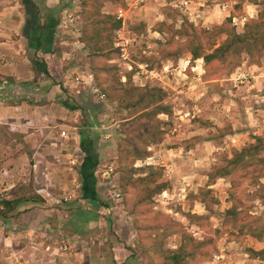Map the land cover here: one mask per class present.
I'll list each match as a JSON object with an SVG mask.
<instances>
[{"label": "rangeland", "instance_id": "1", "mask_svg": "<svg viewBox=\"0 0 264 264\" xmlns=\"http://www.w3.org/2000/svg\"><path fill=\"white\" fill-rule=\"evenodd\" d=\"M126 1L33 0L42 15L46 8H59L58 42L50 62L51 72L60 71L59 62L65 56L63 60L72 68L71 78L79 77V73L91 77L85 89L81 77L75 80L81 90L77 96L66 89L53 102L65 99L88 107L96 104V78L98 85L103 84L97 91L105 94L102 123L96 126L93 118L91 131L95 147L97 144L103 150L98 160L113 163L117 173L115 179L110 176L109 183L108 174L100 172L104 181L100 185V193L104 194L101 200L108 204L104 209L116 211L115 224L126 232L123 238L130 236L136 254L153 264H161L168 251L180 247L184 254L177 264H264V259L247 251L264 248V176L257 177L259 170L253 167L236 169L226 178L208 176L231 158L234 150L264 134V55L255 61L250 49L249 54L241 52L206 65L202 59L192 60L189 53L196 46L207 53L220 45L226 38L225 32H218L220 28L242 33L248 19L256 20L264 14V0H197V16L173 10L170 0L149 2L144 11L132 15L129 23L139 37L133 62L159 72L155 79L143 80V85L141 69L136 64L128 69L113 45L114 31L119 26L114 12ZM222 3L228 4L229 13L221 10ZM20 4L23 28L26 17L21 0ZM243 17L245 20L240 21ZM56 80L60 82L58 76ZM37 81L38 100L44 103L48 85L40 77ZM144 86L164 92L162 102L169 106L170 114L141 115ZM5 87L2 95L9 97L7 102L26 99L22 90L17 92L8 84ZM52 113L61 116L56 109ZM80 114L68 110V119L62 116L67 124L58 121L50 127L38 125L48 134L36 139V148L46 151L37 155L34 167L35 160L21 158L19 152L14 154L18 160L15 169L0 166V193L29 199L21 202L16 214L28 210L26 206L96 210V203L64 200L79 194L82 154L76 127L90 120L82 119ZM24 150L29 158L31 150ZM146 151L149 157L144 156ZM260 154L264 156V150ZM39 156L48 161V168L40 167ZM172 161L184 167L181 172L176 169L177 179L171 184L165 180L156 183L168 175L160 163ZM46 170L48 176L42 173ZM179 173L190 179L185 181ZM160 185L173 196L167 191L163 195ZM44 188L51 193L46 194ZM11 222L0 225V264H16L14 256L20 247L24 257L29 251L28 243L19 242L14 251L18 239L13 236ZM66 231L52 237L61 241L64 252L71 248ZM214 255L221 257L213 263Z\"/></svg>", "mask_w": 264, "mask_h": 264}, {"label": "crops", "instance_id": "2", "mask_svg": "<svg viewBox=\"0 0 264 264\" xmlns=\"http://www.w3.org/2000/svg\"><path fill=\"white\" fill-rule=\"evenodd\" d=\"M21 16L22 10L20 0H0V155L2 156L0 157V166L9 169L16 168L18 160L14 157V154L18 152L19 154L21 153V158L26 156L28 161H30L31 158L34 159L35 161L32 167L35 166L37 155H40V153H43L45 150V148H36V139L38 137L46 138L43 135L48 134L47 130L40 128L38 125L44 124L45 127H50L53 122L56 123L60 121L59 123H68V120H62V116L68 119V109L62 106V102L67 101L62 99L56 103L53 102L56 95L59 96L63 92L60 88V84L65 90L68 89L77 96V94L81 93L80 85L75 84L79 77L82 78L83 83H86L84 86L81 84L84 89L87 88V83H91V77H82L79 75L80 73L78 74L79 77L75 79L71 78L70 71H72V68L63 60L65 56L61 57L62 60H60V62L59 59L56 58L62 67L60 71L55 73L56 75L53 74L50 69V62L51 59L55 57V48H53L50 53L40 56L47 64L52 79L36 71L30 60L33 56L32 54L30 56L27 50V40L22 36ZM108 61L109 60H107V62ZM139 66L144 68L145 64H139ZM144 70L149 72V74L141 79L142 83L140 85H143V80H153L159 74V72L157 73L153 69L144 68ZM150 71H153L152 73H155L156 76L153 77ZM57 76L60 82L56 80ZM38 77L43 80L44 84L48 85L45 88L44 103L38 100V97H40L37 85ZM53 78L55 81L49 83ZM7 79H11L12 83H7ZM21 83H23V85ZM5 84L11 86L13 90L16 88L17 92L22 90L23 93L27 94L26 99L18 102H7L6 100H8L9 97H5L4 94L2 95L5 89H7ZM99 85L96 78V114L94 112H92V115L90 112L87 114V111H83L82 114L81 111L77 109V111L81 113V118L85 117V119L87 118L89 120L91 116L96 117V126L102 123V113L98 112V104L106 103L104 100L105 94L103 92L98 94L97 92L100 90V87H103V84ZM54 109H56L61 116L57 117L53 114L52 112ZM75 115H77V112H75ZM76 128H78V135V132L82 130L83 127L79 126ZM90 134L92 135V132H90ZM97 138L98 135L96 134V139ZM20 139L23 142H21ZM22 147H25L26 150L28 149V152L29 149L31 150L32 155L29 156V158L27 154H25V148L22 149ZM95 149L99 159L100 153H102L103 150H100L97 144ZM147 157H149V155H147ZM4 158H6V161H4ZM38 162L41 164L40 167L42 166L44 169L48 168V161H45L43 156L38 157ZM160 164L161 167L164 168V171L168 172V175L164 174L162 179L157 180L156 183L165 180L169 181V184H171L172 180L177 179L175 173L176 169H179L181 172L184 168L179 161H172L170 163L161 162ZM153 167L155 168L156 166ZM95 168L96 193L98 198L101 199L104 194L102 191L100 193V190L103 189L100 185H102L104 181L99 177L100 172L104 171L103 174H108L109 183H111V178L115 179L117 173L114 171V164L104 160H98ZM42 173L48 176L47 170ZM177 175L185 179V181L190 179L180 173ZM79 180V194H72L71 196L65 197L64 200L71 201L77 198L78 201L89 204L88 202L91 198L87 197V200L83 199L85 194L81 189V177H79ZM166 191L167 194L173 196L170 194L171 192L169 189L162 191V194ZM44 192L46 194L51 193L48 191V188H44ZM42 196L45 197L44 194H42ZM71 204L72 206L75 205V203ZM26 208L28 210L18 213L16 216L9 219L12 220V225L10 227L13 229V236L18 239L14 242V251L17 249L15 245H17L18 242L22 244L26 243V246L27 243L29 245V260L27 259L28 254L24 257V250H21L20 247L19 252H16V256H14L16 264H147V259L139 257V255L136 254L133 243H129L132 238L130 236L127 237V239L123 238V233H126L124 231L125 229L121 226L117 228L114 217L116 211L111 210L109 207L108 212L103 215L110 220L108 224L104 223V219L101 218L100 220V217L98 219L88 220L87 222L75 219L78 214L73 213L72 210L69 211V207H66L65 210L44 207L30 208V206H26ZM69 212H71L72 215H69ZM59 217L61 220L58 221ZM7 223L8 221L2 222L0 225L3 227ZM64 230H67L66 232L69 238L67 242L71 244V248L68 252L63 251L61 241L59 242L52 238L55 234L61 233ZM128 230L130 233L133 232L131 228H128ZM37 236L41 238H37ZM4 239L6 238L4 237Z\"/></svg>", "mask_w": 264, "mask_h": 264}, {"label": "trees", "instance_id": "3", "mask_svg": "<svg viewBox=\"0 0 264 264\" xmlns=\"http://www.w3.org/2000/svg\"><path fill=\"white\" fill-rule=\"evenodd\" d=\"M24 8L25 23L22 28V36L27 40V50L31 57V62L39 73H43L45 76L51 78V74L48 70L47 64L44 59L40 56L46 55L55 48L58 39L56 38V27L58 26L59 19V8H46L43 15L40 12L39 7L33 0H21ZM118 26L116 22L115 28ZM242 33H236L232 29H219L218 32L223 31L226 33V38L217 47L213 48L210 52H202L197 46L194 49L189 50L191 59H202L204 64L208 65L212 61H224L229 56H238L241 52L248 53L250 49H253V56L255 61H257L260 55H264V14H259L257 19H248L244 24ZM249 54V53H248ZM52 82H54L52 80ZM7 83H12L11 79H7ZM23 85V83H21ZM60 88L63 92L66 90L60 84ZM164 92L156 87L144 86L142 88V93L140 94V102H145V106L142 108L144 111L141 115L150 114H170L171 111L168 105L163 104V94ZM89 98V97H88ZM87 98V99H88ZM89 101V99H88ZM154 101V102H153ZM87 103V102H86ZM94 103V102H93ZM104 104V103H103ZM103 104H98V112L102 113ZM139 104V103H138ZM105 105V104H104ZM142 105V104H141ZM62 106L68 110L79 109L83 114V111L96 114V104L85 105H74L68 102H62ZM89 113V114H90ZM144 113V114H143ZM84 116V115H83ZM83 117L82 119H84ZM91 116L89 122H84L83 129L78 132L77 144L79 151L82 154V162L79 166V175L82 179L81 189L85 194V198L89 199V204L94 205L96 203L97 207L100 208L93 210L91 208H80L73 213H77L75 219L83 220L87 222L92 219H104V223L108 224L109 219L105 218L103 215L108 212L104 209L108 206L106 202L99 199L96 193V178H95V167L98 161V155L96 153L94 139L95 136L90 130L94 123ZM88 119H86L87 121ZM152 120V118H150ZM162 123V122H161ZM92 132V135L90 134ZM264 150V134L261 136H254V142L242 147L239 150H234L232 157L225 160L223 165L218 166L214 171L208 176L210 178H221L228 177L233 171L240 168L253 167L259 170L258 176H264V156L260 153ZM147 151L144 156H147ZM83 187V188H82ZM164 185L159 186V191L163 190ZM88 197V198H87ZM29 200L28 198H18L11 197L8 192L0 193V221L6 222L10 218L16 216L17 209H19L21 202ZM96 201V202H95ZM102 206V207H101ZM16 211V212H15ZM26 211V210H25ZM254 256H258L259 259H264V248L259 251H253L247 249ZM168 256L166 260L161 264H177L180 260L181 255L184 254L182 247L175 251H168ZM179 259V260H178ZM168 260V261H167ZM147 264H153L152 262L146 261Z\"/></svg>", "mask_w": 264, "mask_h": 264}, {"label": "built area", "instance_id": "4", "mask_svg": "<svg viewBox=\"0 0 264 264\" xmlns=\"http://www.w3.org/2000/svg\"><path fill=\"white\" fill-rule=\"evenodd\" d=\"M152 0H127L125 5L118 6L115 9L114 15L115 19L118 20L119 26L114 31V47L117 49L118 59L126 66L128 69H131L133 65L132 55L134 52L135 44L139 40V37L131 31L130 25L132 15L136 12L144 11L146 5ZM169 6L176 11L186 13L187 16L195 15V12H199V3L197 0H170ZM220 8L224 12L230 11V7L226 3L220 4ZM245 18H241L240 21H244ZM137 66L141 69L143 77H146L149 72H146L142 66ZM152 76H156V74L152 73ZM64 134V132H62ZM118 197L119 194H116ZM220 255L213 256V263L219 260Z\"/></svg>", "mask_w": 264, "mask_h": 264}]
</instances>
